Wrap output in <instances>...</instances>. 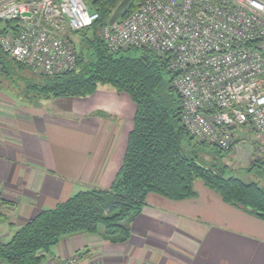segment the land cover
<instances>
[{
    "label": "crops",
    "instance_id": "1",
    "mask_svg": "<svg viewBox=\"0 0 264 264\" xmlns=\"http://www.w3.org/2000/svg\"><path fill=\"white\" fill-rule=\"evenodd\" d=\"M0 81V237L80 190L109 188L123 162L136 104L107 84L87 96L31 103ZM238 146V144H237ZM236 148V147H235ZM195 198L150 194L124 242L65 236L42 264H264V219L202 181Z\"/></svg>",
    "mask_w": 264,
    "mask_h": 264
},
{
    "label": "trees",
    "instance_id": "2",
    "mask_svg": "<svg viewBox=\"0 0 264 264\" xmlns=\"http://www.w3.org/2000/svg\"><path fill=\"white\" fill-rule=\"evenodd\" d=\"M121 1L92 0L99 18L67 34L78 54L74 70L36 73L0 46V81L8 90L11 83L19 81L14 93L28 102L87 96L107 84L129 94L136 104L123 162L111 186L80 190L55 207L42 209L10 240L0 242V264H42L65 236L75 233H97L106 241L124 242L150 194L173 200L195 198L197 181L216 191L226 203L264 219V183L226 176V165L218 166L203 154L225 150L216 145L214 151L206 150L210 143L198 141L188 132L181 117L182 99L173 85L170 56L146 47L117 53L108 50L101 29ZM135 4L136 0L132 1L125 15ZM3 31L0 20V34ZM257 166L264 170L263 158L254 159L250 168Z\"/></svg>",
    "mask_w": 264,
    "mask_h": 264
},
{
    "label": "built area",
    "instance_id": "3",
    "mask_svg": "<svg viewBox=\"0 0 264 264\" xmlns=\"http://www.w3.org/2000/svg\"><path fill=\"white\" fill-rule=\"evenodd\" d=\"M98 18L85 0H0V46L36 73L71 71L78 54L67 34ZM101 37L113 53L146 47L170 56L182 121L198 141L230 151L237 127L264 132V0H136Z\"/></svg>",
    "mask_w": 264,
    "mask_h": 264
},
{
    "label": "rangeland",
    "instance_id": "4",
    "mask_svg": "<svg viewBox=\"0 0 264 264\" xmlns=\"http://www.w3.org/2000/svg\"><path fill=\"white\" fill-rule=\"evenodd\" d=\"M90 6L92 0H85ZM75 39V45H77L78 38ZM74 48L76 46H73ZM76 50V48H75ZM12 87H9L11 95L19 96L14 93L18 87H20L19 81L11 83ZM19 84V85H18ZM7 86H3V91H6ZM14 90H13V89ZM17 88V89H16ZM13 92V93H12ZM236 131L240 133V142L236 148L231 151H223L222 154L208 152L203 154L205 158L218 166L226 165L225 175L226 176H237L244 180H254L264 183V170L262 167L257 166L250 168L252 161L256 158L264 159V132L259 133L258 131L250 128L247 125H242L236 128ZM215 145L210 144L206 148L210 151H214ZM216 147V146H215Z\"/></svg>",
    "mask_w": 264,
    "mask_h": 264
},
{
    "label": "water",
    "instance_id": "5",
    "mask_svg": "<svg viewBox=\"0 0 264 264\" xmlns=\"http://www.w3.org/2000/svg\"><path fill=\"white\" fill-rule=\"evenodd\" d=\"M133 0H122L112 12L108 23L114 24L120 17L125 15Z\"/></svg>",
    "mask_w": 264,
    "mask_h": 264
}]
</instances>
